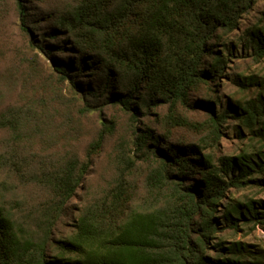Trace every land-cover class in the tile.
<instances>
[{
  "label": "trees",
  "instance_id": "obj_1",
  "mask_svg": "<svg viewBox=\"0 0 264 264\" xmlns=\"http://www.w3.org/2000/svg\"><path fill=\"white\" fill-rule=\"evenodd\" d=\"M14 2L32 51L51 59L57 76L52 75L60 84L71 83L84 102L82 113L96 111L91 103L103 99L97 108L114 104L136 123L140 115L150 116L164 105L169 106L166 124L172 128L196 127L178 113L179 105L205 110L209 119L201 126L205 136L199 144L176 146L150 130L143 136L136 133V151L151 154L157 163L147 183L163 193L160 205L129 211L130 193L121 181L106 200L82 211L68 236L58 237L55 230L83 186L90 159L101 150L106 133L113 135L114 127L103 121L106 132L92 145L89 160H65L50 176L53 195L35 213V229L0 205V264H264V250L243 242H214L220 234L264 225V202L228 197L233 190L264 188V84L256 98L227 102L224 110L222 99L213 94L200 105L190 104L194 89L205 86L214 93L212 84L226 73L228 60L212 41L221 39L220 33L235 32L257 0H122L113 9L96 0L57 18L50 14L55 27L39 38L32 32L40 28L30 20L25 0ZM246 36V47L263 58L264 26ZM58 39L60 45L51 43ZM224 47L231 56L232 47ZM57 49L78 57L57 59ZM19 74L24 85L42 82L35 65ZM87 77L94 79L84 82ZM247 81L241 82L243 88ZM47 93L54 100L61 95L54 89ZM37 106L23 109L11 131L20 132L29 118L38 117ZM230 119L239 121L236 133L244 147L234 156L218 157L212 149L219 147L221 129ZM129 165L131 170L134 164Z\"/></svg>",
  "mask_w": 264,
  "mask_h": 264
},
{
  "label": "rangeland",
  "instance_id": "obj_2",
  "mask_svg": "<svg viewBox=\"0 0 264 264\" xmlns=\"http://www.w3.org/2000/svg\"><path fill=\"white\" fill-rule=\"evenodd\" d=\"M96 0H25L30 20L39 25L40 31L32 32L36 38L46 34L54 26L53 19L68 14L81 5L86 6ZM102 1V0H98ZM122 0H105L111 9L117 7ZM264 26V0H257L252 10L245 14L238 29L230 34H221L212 41L217 50L226 56L228 65L226 73L212 90L205 86L197 87L190 94V104H201L211 94L222 99L223 109L227 102L244 103L256 98L264 84V57L258 59L250 47H246V32ZM34 28V27H33ZM68 40L67 36L64 37ZM31 37L24 34L19 26V14L14 0H0V205L6 207L16 216V220L30 229H35V213L42 209L51 199L53 192L49 184L51 175L57 173L61 163L74 157L82 164L89 160L92 145L106 126L114 127L113 135L106 133L100 151L96 152L91 161L88 175L84 179L78 196L72 200L65 216L58 224L55 235L66 237L72 231V225L82 211L90 206L106 200L121 181L126 182L130 193L129 211H140L153 208L161 203L163 193L154 191L147 183V177L157 163L152 155H144L136 151L134 141L139 136L149 134L161 136L172 145L199 144L205 133L201 129L209 119L205 110L195 111L178 106V113L196 125L195 128H172L166 124L169 106L164 105L152 111L150 116L140 115L136 123L132 115L124 112L114 104L103 108V99L96 104L91 103L96 111L82 113L84 102L72 90L70 82L60 84L52 74V61L40 51H32ZM50 41V40H49ZM61 39L53 40V45H60ZM71 43V42H69ZM232 47L233 54L226 53ZM55 50V57L63 60L76 58L70 51ZM58 51V52H57ZM208 59L206 63H210ZM28 65H35L40 71L41 84L24 85L20 71ZM57 76V75H56ZM94 78H84L88 82ZM246 79L247 87L241 82ZM43 86V87H42ZM60 95L56 100L53 95L46 94L53 90ZM50 100L44 101L45 98ZM213 100V99H212ZM215 111L220 113L219 104ZM36 103L38 117L28 119L20 132L11 131L13 123H19L20 112L29 104ZM145 114L144 111H142ZM20 118H24L20 115ZM13 122V123H12ZM26 122V121H25ZM239 121L230 119L221 129L222 139L218 148L212 149L216 156H234L244 147V142L236 133ZM106 132V131H105ZM165 148L168 146L164 145ZM145 152V151H144ZM130 163L134 167L130 170ZM229 198L243 200L245 197L264 202V188L233 190ZM227 202V201H225ZM261 212H263L261 210ZM243 242L252 250H264V225L244 228L239 232L218 235L214 242Z\"/></svg>",
  "mask_w": 264,
  "mask_h": 264
}]
</instances>
